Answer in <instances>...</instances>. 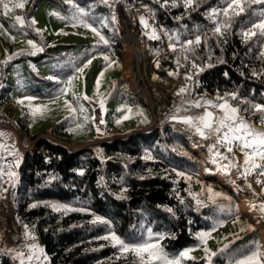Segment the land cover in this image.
I'll use <instances>...</instances> for the list:
<instances>
[{"label": "trees", "instance_id": "obj_1", "mask_svg": "<svg viewBox=\"0 0 264 264\" xmlns=\"http://www.w3.org/2000/svg\"><path fill=\"white\" fill-rule=\"evenodd\" d=\"M42 1L36 0L30 9H15L9 15H4L0 6V121H8L18 128L23 145L35 146L23 155L17 184L11 190L15 219L21 232L25 234L24 225L29 226L28 231L43 247L50 264H137L131 253L120 255L117 259V248L112 247L108 241L97 239L106 235L112 227L126 241L138 243L144 238L143 227L150 226L156 233L165 236L162 245L169 253L197 245L199 241L195 232L212 228L226 215L212 205L198 209L189 195V192H200H194L192 178L189 180L187 177H204L199 172V158L193 152L190 140L174 126L164 125L147 131H132L125 137L70 147L60 141H74L81 145L95 134L92 118L83 128H76L75 120L66 116L52 126L49 133L51 136H42L36 142H31L28 135V131L32 130L30 116L17 119L5 109V104L10 102L9 91L16 84L25 82L36 85L32 93L43 94L48 85H55L59 80H67L75 75L77 67L83 66L91 57L89 48L94 44L69 40L53 41L32 24V18L38 12ZM48 1L58 6L66 20L71 23V18L77 15L75 8L82 9L85 13L82 18L98 27L110 43L117 36L112 19L116 6L120 3L130 5L143 1L144 3L133 9L139 18H148L149 24L151 16L145 3L151 9L160 39L152 40L145 35L142 27L140 30L148 54L151 50L156 51V62L159 63L157 71L164 77L168 76L169 71L176 70L175 61L181 57L179 43L177 52L173 53L169 49L168 34L179 35L183 42L200 31L211 29L213 25L207 19V14L212 8L222 5V0H199L185 14L183 4L165 8L161 7L163 0L161 3H156L155 0H120L113 8L100 3V0H72V4L65 3V0ZM9 2L11 5L18 0ZM262 7L264 6L253 5L245 14L235 17L225 38L226 42L220 43L217 38L212 37L206 44L202 43L196 48L194 55L204 70L195 73L194 83L188 82L192 89L190 97L187 94L177 95L181 87L174 90L173 96L169 97L170 108L184 109L186 105L181 101L185 98H208L233 92L238 93L243 100L264 104V38L257 36L245 43L241 36V32L257 20L253 13H258ZM119 10L123 11L122 8ZM16 16L24 17L25 27L19 26L15 21ZM181 16L183 18L178 20L177 17ZM146 30L147 35L151 36V25ZM130 38L135 39V44L148 58L134 31ZM25 39L43 46L44 51L36 55L16 56L22 50H30L29 45L23 44ZM109 44L97 43L95 52L109 51ZM77 46L87 50L81 58L77 52H71ZM135 51L133 59L130 60L131 65L134 62L136 66H141L145 59L141 52L137 49ZM9 55L14 57L10 61ZM181 63L185 65L187 62L181 57ZM148 67L147 63V70ZM186 71L189 69L186 68ZM253 71L258 75L254 76ZM177 73L173 75V79L182 80V69ZM114 83L116 84L108 102L117 99L120 93L118 85H124L129 90L123 79ZM230 103L242 110L247 107L234 100H230ZM241 114L260 126L257 123L259 114L252 115L243 111ZM101 151L104 152L103 156ZM148 154L154 159L145 160L144 157ZM2 168L0 158V172H3ZM177 172H183L185 176L180 177L176 175ZM4 189L3 176L0 179V202L5 196ZM229 189L236 198V189ZM121 195L123 199L119 198ZM181 198L184 200L183 204L180 203ZM202 199L207 202L205 196ZM34 203L38 205L36 208L31 207ZM46 203L86 207L89 213H58L45 206ZM168 208L173 209L175 214L169 213ZM92 214L105 218L110 224H90L89 221L94 218ZM246 252L229 245L224 252L217 251L218 255L213 257V264H230L239 259V254ZM188 263L206 264V261L199 259ZM0 264L19 262L16 258L0 252Z\"/></svg>", "mask_w": 264, "mask_h": 264}, {"label": "rangeland", "instance_id": "obj_2", "mask_svg": "<svg viewBox=\"0 0 264 264\" xmlns=\"http://www.w3.org/2000/svg\"><path fill=\"white\" fill-rule=\"evenodd\" d=\"M35 2L36 0H27L24 8L30 9ZM142 2L136 1L130 5L120 3L121 6H116V19L113 20V23L116 27L117 36L112 43L109 41L111 47L109 51L96 53L97 43L103 45L99 42V38L90 29L84 27L83 24L73 26V23L66 19H61V17H64L61 9L51 4L48 0H43L38 6V12L32 18V21H35V26L45 35L51 37L53 41L62 40L67 42L69 40V42L94 44L89 48V54L91 55L89 59L92 62L84 68L83 73L77 72L67 80H59L55 85H48L43 94L32 93V90L36 89V85L25 82L16 84L9 91L10 102L5 104V109L17 119L26 115L30 116L32 130L28 131V135L31 142H36L42 136H51L49 133L52 126L66 116L74 119L75 124L83 123L84 115H87L89 120L90 118H94L92 122L95 134L88 138L84 144L79 145L74 141H60L70 147H80L91 143L125 137L132 131H147L164 125L174 126L176 130L182 132L190 140L192 150L199 158V172L204 179L199 178L197 175L191 177L194 192L202 193L207 187H211L214 191L231 197V200L218 199L217 201L218 205H220L219 207L216 206L217 209L226 216L215 223L210 229L197 230L195 235L201 231H211L215 228V231H211V237L207 242V248L214 252L224 248L225 245L228 247L229 245L231 247L237 246L241 251H247L244 254H239V258L255 251L257 245H259L260 251L264 252V212L260 211V205L264 204V184L257 183L258 179L264 181V176H259L257 170V172L244 179L241 176V169L238 168H232L229 173H226L222 165L228 164V160L211 159L210 155L212 151L209 150V147L213 143V140L202 139L186 125L171 120V116L176 114L177 109L170 108L169 97L173 96L176 88L182 87L186 83L184 78L180 81L174 80L173 75H169V73L177 72L178 68H181L185 77L187 71L182 63L179 66L175 63L177 70L169 71L167 77L162 76L157 71L156 51L149 50L148 61V58L141 52L140 47L135 44V39L130 38V35L134 31L136 36L141 40L142 46L146 48L140 28L144 29L145 35L148 38L149 36L146 29L140 23L137 12L133 9ZM122 7L124 10L120 11L119 9ZM147 8L150 9L149 6ZM149 13L151 16V11ZM150 22L156 27L152 16L150 17ZM28 40L25 39L23 44L28 45ZM136 49L141 52L145 59L144 62L142 60L141 66H136L134 62L131 65L130 60L133 59L132 55H135ZM85 51H87L85 48L80 49L78 46L73 47L71 50L72 53L77 52L79 58L86 54ZM146 51L148 53L147 48ZM105 56L108 57V60L105 59ZM109 61L113 62L111 67H107ZM147 63L149 65L148 70L146 68ZM70 79L73 81L70 90L66 94L61 95L55 103H52V100L59 94L60 89L64 88ZM98 79L99 85H97ZM120 79H123L127 83L129 90L124 85H118L120 93L117 99L108 102L116 84L114 82ZM55 80L57 81V79ZM186 82L188 83V81ZM84 95L90 97V101L82 98L77 101V96L83 97ZM26 97H34L35 99L28 101L25 99ZM216 97L217 95H213L208 98L215 99ZM101 99L105 103L104 109H100L99 107V100ZM20 100H24V103H19L18 101ZM65 101H68L77 109V118H73L72 113L65 105ZM81 105L87 110L85 113H80L79 109ZM41 106H45L43 114L37 113L35 116H32V109ZM128 108L132 109L131 113L127 111ZM179 110L182 115L202 114L204 111V109H192L190 112L185 113L184 109ZM212 110L216 111L215 109ZM141 112L143 115H141ZM126 115L130 116V118L124 119ZM244 118L255 124L252 120ZM101 119L104 120L103 124L100 123ZM117 121L121 122L117 123ZM256 126L260 127L257 124ZM97 127L100 128L99 133L97 132ZM0 133H3L0 136V158L3 164L5 189H7V191H4L5 196L0 202V252L16 258L19 264L20 260L16 257V251H23L25 253V264H50L43 247L36 241L34 242L38 245V249H43V253L41 254L37 250L36 255L39 256V259H33L31 262L27 260V256L30 253L26 245L33 241L27 239L25 234L21 232L15 219V207L11 198V190L17 184L18 169L23 155L34 149L35 146L26 147L23 145L22 136L18 128L8 121H0ZM219 151L223 153L225 149L220 148ZM234 151L237 161L242 165L243 155L236 149ZM16 153H18V156L15 155ZM103 155L104 152L101 153V156ZM227 155L231 158L232 154ZM17 160L18 165L16 164ZM8 171L16 173V177L13 178L15 183H12L7 176ZM249 185H251L250 188ZM232 187L236 189V198L230 192L229 188ZM204 196L207 198L206 192H204ZM249 199L253 204H256V208H253L252 211L244 210L242 205L243 201ZM249 225L252 226L251 229ZM148 229L156 233L152 227L144 226L142 229L144 238L140 242L147 239ZM110 231L116 232L113 227L109 229L107 234ZM116 234L119 235L117 232ZM188 248L195 249L191 255L196 257V260L204 259V245L200 241L197 245L189 246L185 249ZM249 248L250 250L248 251ZM181 251L168 253L170 256H175ZM261 259L262 264H264V258ZM183 264L189 263L188 261H184Z\"/></svg>", "mask_w": 264, "mask_h": 264}, {"label": "snow or ice", "instance_id": "obj_3", "mask_svg": "<svg viewBox=\"0 0 264 264\" xmlns=\"http://www.w3.org/2000/svg\"><path fill=\"white\" fill-rule=\"evenodd\" d=\"M27 0H18V2L11 4L9 0H0V6L3 8L4 15H9L15 9H23L25 7V3ZM120 2V0H100V3L107 5L109 8H113L115 3ZM156 3H161V0H155ZM199 0H163L161 7H178L180 4H183L185 8V14H187L188 9H193ZM65 3L72 4V0H65ZM253 5H261L264 6V0H222V5L217 8H212L208 14L207 19L211 22L213 27L207 31H200L195 34L193 38H189L180 41L179 35L168 34L169 35V49L175 53L178 51L177 44H180L179 51L181 52V57L187 63L184 65L189 69L188 72L185 73V80L188 82L195 81V73L202 72L204 67L197 63V59L195 57V50L202 43H207V41L215 37L218 42L224 43L226 42V36L229 34V31L232 27V23L235 17H239L245 14L246 10L251 8ZM75 8V5H73ZM77 15H74L71 20L73 26L77 24H83L84 27L91 30L92 33L95 34L99 38V42L103 45H108L109 40L106 38L104 34H102L101 30L97 27H94L92 24L87 23L82 17H84L85 13L80 8H75ZM151 11V9H148ZM257 16V20L253 21L250 26L241 32V36L243 38V42L247 43L252 40L254 37L259 36L260 38H264V7L258 13H253ZM183 17H177V19H182ZM61 19H67L65 17H61ZM112 19L115 20L116 17L113 14ZM140 23L143 25L145 29L150 27L149 19L145 17L139 18ZM15 21L18 22L20 27H25V19L22 16H16ZM32 24H35V21H32ZM103 24V21H101ZM39 34V30L36 29ZM152 39H160V36L157 34V29L152 27L151 31ZM11 39H15V37H11ZM30 46V50L28 51H20L16 53V56L22 55H36L38 52H43L44 47L38 46L33 40L27 41ZM181 57L176 59V64L179 66L181 64ZM14 57L12 55L8 56V60H12ZM105 59L108 60V57L105 56ZM210 59V57H209ZM91 59H89L82 67H77L76 71L78 73H83L84 68L91 64ZM223 62V61H221ZM112 61H109L107 67L112 66ZM211 66V65H208ZM157 67H159V63H157ZM177 72H170L169 75H177ZM254 76L258 75L257 72L253 71ZM52 79V77H50ZM75 79V78H73ZM72 79L68 80L66 86L60 89L59 94L52 100V103H55L61 95L66 94L70 90V86L72 85ZM97 85H99V79L97 81ZM192 89L189 84H186L184 87H181L177 93L178 96H191ZM89 100L90 97L84 95L83 97L77 96L76 99L79 101L80 99ZM28 101H32L35 99L34 97H26ZM230 100H234L240 103L245 104L243 110L233 106L230 103ZM23 104L24 100L18 101ZM182 104H185L184 112H190L192 109H204L202 114H180V110H176V114L171 116V120L177 123H182L186 125L190 130L194 131L195 134L199 135L202 139L213 140V143L210 145L209 150L213 152L214 157L219 160H228V164L222 165L224 171L229 173L232 168L241 169L242 178L246 179L249 175L257 172L259 176H264V104L254 103L249 100H243L238 96V93H225L223 96L217 95L215 99L211 98H185L181 101ZM66 107L72 113L73 118H77V109L72 106L71 103L65 101ZM31 107V105H30ZM45 106L33 108L31 111V115L35 116L37 113L43 114ZM100 109H104L105 103L104 100H99ZM215 109L216 111H213ZM80 113H85L87 110L81 105L79 109ZM127 111L131 113L132 109L128 108ZM243 112H249L252 115L259 114V120L257 123L260 127H257L256 124H253L246 120L244 116L241 114ZM141 115L143 113L141 112ZM130 116L126 115L124 119H129ZM94 119V118H92ZM84 123H77L76 128H83L89 121V117L84 115L83 117ZM121 121H117L120 123ZM101 124L104 123V120L101 119ZM74 130V129H73ZM97 132H100V128L97 127ZM3 133H0L2 136ZM220 148L225 149V152L219 151ZM234 149L238 150L244 157L242 165L236 159V154ZM227 154H232L231 158ZM15 155L18 156V153ZM145 160L154 159L150 154L144 157ZM18 165V160L16 161ZM175 171V170H173ZM83 175V172L80 173ZM4 173L0 172V179H2ZM176 175L180 177H184L185 173L177 172ZM7 176L9 177L12 183H15L14 177H16V173L14 171H8ZM144 179L145 177H140ZM55 179V177H53ZM187 179L191 180V177H187ZM258 184H264V181L257 180ZM251 185H249V188ZM7 191V189H4ZM127 191V189H124ZM204 192L207 193V202H205L202 197L204 196ZM202 193H191L189 195L192 196L193 200L197 208L208 207L209 205L219 207L217 201L218 199L231 200V197L226 196L223 193L214 191L211 187H207ZM119 198L123 199L124 197L121 195ZM180 203H184V200L181 198ZM37 204H32V208H36ZM45 206L50 207L53 211L58 213L67 214L69 212H81V213H89V209L86 207H71L65 204L60 203H46ZM167 211L172 213L174 210L168 208ZM260 211L264 212V204L260 205ZM93 219L89 221L90 224H110V221L105 218L94 215ZM25 228V236L27 239L33 241L26 245L29 250V255L27 256V260L31 262L33 259H39V256L36 255L37 250L42 254L43 249H38V245L34 242L35 236L32 235L30 231H28L29 226L24 225ZM251 229L252 226L249 225ZM243 230V229H242ZM211 231H215L213 228ZM211 231H201L196 234V238L204 245L205 257L204 260L206 264H213V257L218 255L217 252L211 251L207 248L208 239L211 237ZM165 238L163 234L153 233L151 229L147 230V239L143 242L131 243L125 241L121 236L117 235L115 231H110L107 235L98 237L97 239H101L104 241H108L109 244L117 248L119 255L117 259L120 258V255H125L131 253L135 256L137 260V264H183L184 261H194L196 257L192 256L191 253L195 250L194 248H188L175 256H170L168 252L165 251L164 246L161 244V241ZM227 245L224 248L220 249V252H224L227 249ZM16 257L20 260V264H25L24 257L25 253L23 251H16ZM264 258V252L260 251L259 245L256 246V250L252 251L250 254L244 255L242 258L235 259L230 264H262V259Z\"/></svg>", "mask_w": 264, "mask_h": 264}, {"label": "bare ground", "instance_id": "obj_4", "mask_svg": "<svg viewBox=\"0 0 264 264\" xmlns=\"http://www.w3.org/2000/svg\"><path fill=\"white\" fill-rule=\"evenodd\" d=\"M210 156H211V159L218 160V158L214 157L213 152L211 153ZM242 205H243L244 210L246 211H252L253 208H256L255 207L256 204H253L250 199L243 201Z\"/></svg>", "mask_w": 264, "mask_h": 264}, {"label": "built area", "instance_id": "obj_5", "mask_svg": "<svg viewBox=\"0 0 264 264\" xmlns=\"http://www.w3.org/2000/svg\"><path fill=\"white\" fill-rule=\"evenodd\" d=\"M118 6H121V5H118ZM145 6L148 7L147 4H145ZM122 8H123V7H122ZM123 10H124V8H123ZM151 16L153 17L152 13H151ZM153 23H154V25H157V23L155 22L154 18H153ZM150 25H151V27H154L152 23H151ZM146 31H147V30H146ZM149 38L152 39L151 36H149ZM152 40H154V39H152ZM145 50H146V48H145ZM146 52H147V51H146ZM147 55L149 56L148 53H147ZM176 70H177V67H176ZM176 70H174V71H176ZM179 71H181V68H178V71H177V72H179ZM183 78H184V80H185V77H183ZM185 83L188 84V83L186 82V80H185ZM186 84H185V85H186ZM185 85H184V86H185Z\"/></svg>", "mask_w": 264, "mask_h": 264}, {"label": "crops", "instance_id": "obj_6", "mask_svg": "<svg viewBox=\"0 0 264 264\" xmlns=\"http://www.w3.org/2000/svg\"><path fill=\"white\" fill-rule=\"evenodd\" d=\"M145 127V126H144ZM144 127H142V128H144ZM141 128V127H140Z\"/></svg>", "mask_w": 264, "mask_h": 264}]
</instances>
